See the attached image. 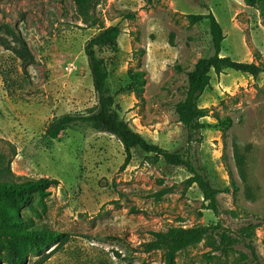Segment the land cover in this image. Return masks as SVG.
Returning <instances> with one entry per match:
<instances>
[{
  "label": "rangeland",
  "instance_id": "1",
  "mask_svg": "<svg viewBox=\"0 0 264 264\" xmlns=\"http://www.w3.org/2000/svg\"><path fill=\"white\" fill-rule=\"evenodd\" d=\"M209 13L226 33L221 56L264 64L262 17L244 0H94L96 26L81 20L73 0H0V41L12 42L9 27L34 56L24 69L0 45V150L9 157L16 151L11 169L20 179L59 182L42 202L35 197L21 212L35 225L69 236L63 246L30 254L32 263L165 264L163 251H142L154 232L220 222L238 235L252 222L260 225L247 240L255 255L244 242L229 256L201 243L178 254L176 264H264V74L254 79L231 70L220 77L211 73L212 86L199 100L201 108L211 110L203 119L208 128L195 137L201 142L188 143L175 113L188 72L213 54L209 22L191 26L187 16ZM102 26L122 31L117 47L99 54L121 117L149 142L181 150L194 165L205 167L215 188L228 189L218 195L219 216L206 208L209 203L196 185L187 188L185 168L163 160L152 165L136 149L121 171L122 143L87 125L57 140L46 137L54 120L97 106L84 50ZM132 71L146 73L140 97L128 88ZM227 121L231 125L222 127ZM235 147L244 159V178ZM161 191L165 194L158 200Z\"/></svg>",
  "mask_w": 264,
  "mask_h": 264
},
{
  "label": "trees",
  "instance_id": "2",
  "mask_svg": "<svg viewBox=\"0 0 264 264\" xmlns=\"http://www.w3.org/2000/svg\"><path fill=\"white\" fill-rule=\"evenodd\" d=\"M77 7V12L81 20L85 23L91 22L94 26L99 25L92 20L91 7L94 0H73ZM250 7H257L260 11L264 24V0H244ZM187 20L191 26L197 25L205 20L209 22V29L212 41L213 54L200 58L192 71L187 74V86L183 101L175 106V113L188 132V143L195 140L201 131L208 128L202 122L203 119L210 117L211 110L201 108L199 100L201 96L212 86L211 73L220 77L227 70L247 74L254 79L264 74V64L242 63L232 60L230 57L221 56L222 44L226 39L224 30L212 13L207 15H188ZM5 27L8 35L12 37V42L2 39L0 45L21 61L24 69L34 61V56L28 44L18 37L13 31ZM121 29L118 26H102L101 32L92 38L85 46V56L92 75L94 90L97 95V106L88 109L86 114L64 115L49 124L45 135L49 140H57L67 130L87 125L96 132L107 133L115 137L122 143L125 160L121 166V171L126 170L134 157V150L140 149L146 154V160L152 165L158 164L163 160L167 165L182 167L189 174L185 180L187 188L194 185L198 187L203 195L204 201L209 203L207 209L219 216L218 195L228 192V189H218L212 184L207 169L203 166L197 167L193 164L181 150L170 151L149 142L143 135L136 132L132 126L124 120L117 108L115 99L109 93V71L106 62L99 56L107 48H116ZM174 34L170 35V45L174 47ZM15 44L12 46V44ZM130 92L140 97L147 80L144 71H132L129 73ZM142 99V98H140ZM216 118V117H215ZM219 120V118H216ZM221 124V123H220ZM222 127H229L230 121L222 123ZM16 151L12 150V156L0 150V264H35L30 259V254H38L43 249H47L57 244L63 246L69 242V236L51 230L45 225H35L32 221L25 218L21 212L24 207H30L32 200L37 197L43 201L48 194V189L57 186V180L49 178L40 179H20L11 169L12 158ZM235 161L243 176L244 159L235 147ZM229 176L232 177L230 171ZM165 191L156 193L158 200L164 196ZM259 224L249 222L240 229L238 235H234L226 229L220 222L210 225H197L192 227L171 226L165 231L152 233V239L143 243L142 251L150 253L153 251H163L165 253V264H176V256L191 248H195L201 243H208L213 250L221 252L225 256L233 251L239 243H247L251 237L255 236ZM247 243L252 254L255 249ZM36 264H39L36 262Z\"/></svg>",
  "mask_w": 264,
  "mask_h": 264
},
{
  "label": "crops",
  "instance_id": "3",
  "mask_svg": "<svg viewBox=\"0 0 264 264\" xmlns=\"http://www.w3.org/2000/svg\"><path fill=\"white\" fill-rule=\"evenodd\" d=\"M202 122H203V120H202ZM205 123V122H204ZM207 124V123H206ZM152 143V142H151ZM155 144V143H154ZM158 145V144H157Z\"/></svg>",
  "mask_w": 264,
  "mask_h": 264
}]
</instances>
